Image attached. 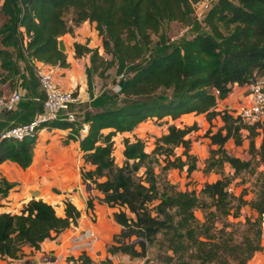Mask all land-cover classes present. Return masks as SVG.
I'll use <instances>...</instances> for the list:
<instances>
[{
  "label": "trees",
  "instance_id": "16d2710c",
  "mask_svg": "<svg viewBox=\"0 0 264 264\" xmlns=\"http://www.w3.org/2000/svg\"><path fill=\"white\" fill-rule=\"evenodd\" d=\"M196 1L200 0H0V11L8 17L0 27V58L8 75L0 80L5 83L19 70L9 47H19L24 36L21 27L30 38L23 48L27 58L66 66L67 54L59 38L74 34L75 27L86 21L96 23L102 49L75 42L76 54H90L89 76L103 77L105 70L115 66L124 75L120 85L124 103L90 113L86 117L89 131L80 140L85 162L93 167L81 169L84 181L101 194L95 197L100 202L118 207L114 218L122 231L114 236L108 251L146 258L148 248L158 245L164 249V264H248L263 249L264 174L250 201L244 200L245 193L237 196L231 190L233 178L225 176L207 181L200 191L180 190L169 183L161 187L156 172L160 162L165 169L185 172L186 177L198 170L190 136L197 123L169 124L150 152L146 151L148 141L137 132L148 120L175 122L185 114H203L209 122L215 118L223 122L205 134L211 141V155L204 174L222 172L229 164L237 176L251 168L254 160L264 161V122H247L219 106L235 83L242 85L264 74V0H215L202 22L194 18ZM69 13L71 18H67ZM192 19L197 32L193 38L183 36L173 47L151 54L153 34H159L164 23ZM44 99L38 102L40 110ZM50 126L76 127L64 120ZM117 133H129L123 140L121 165L112 156ZM260 135L259 144L255 139ZM248 139L252 160L227 149L230 140L241 146ZM36 142L37 136L0 142V165L14 161L23 168L30 166ZM180 148L182 154L177 153ZM3 183L1 197L13 187L4 178ZM88 205L93 206L92 198ZM243 205L257 216L246 220L237 238L227 220L240 217ZM197 210L203 212L204 220L198 218ZM80 216L71 201L65 202V215L60 216L42 199L30 200L20 213L0 212V257L16 260L26 246L40 249L46 239L76 226ZM76 260L94 264L87 254Z\"/></svg>",
  "mask_w": 264,
  "mask_h": 264
},
{
  "label": "crops",
  "instance_id": "0c3cea01",
  "mask_svg": "<svg viewBox=\"0 0 264 264\" xmlns=\"http://www.w3.org/2000/svg\"><path fill=\"white\" fill-rule=\"evenodd\" d=\"M88 24L91 27L89 31H87ZM99 40L101 39L96 29V23L89 21L82 23L75 29L74 34L67 33L60 38V42H63L64 46L66 45L69 49H63L67 54V65L60 66L56 76L61 86L74 89L83 97L88 86L91 56L90 54L78 56L75 53L74 43L80 42L91 48L102 49V41L100 44ZM21 72V74L25 73L29 80L28 72H25L23 68H21ZM23 80L21 79V86L24 99L17 111L0 113V129L29 121L40 110L41 106L38 101H35V98L40 97L43 93L40 85L36 89V92L40 93L34 95L30 92L29 85L23 84ZM241 94V87L236 84L230 95L220 100L219 104L234 108L240 104ZM28 103L31 105L26 108ZM200 116L204 115L185 114L175 122L184 117L198 118ZM164 119L165 122L169 120L168 125L174 123L169 118ZM167 131L168 129L162 132ZM77 133L72 128L61 129L48 126L41 130L37 136L33 161L30 166L23 168L14 161H6L0 165V179L5 178L13 184L7 196H0V203L2 204L0 212L20 213L22 208L32 199H42L52 204L60 216L65 215L66 201H71L81 211L76 226H71L53 238L46 239L41 243V248L38 250L26 246L23 256L16 260L0 257V264H80L76 259L82 254H87L94 264H164L161 261L157 262L148 258H131L122 253L112 255L108 251L114 236L122 231V226L114 218V212L118 210V207H111L107 203L100 202L95 197L101 196V194L92 189V185L89 188L88 182L84 181L81 169L88 170L93 167L85 162L84 152L80 147L81 139L77 138ZM127 134L129 135V133ZM72 136H75L77 140L72 139ZM138 136L140 135L138 134ZM229 143L235 145L233 140L228 141L227 144ZM228 167L231 168V166H226V169ZM199 172L204 175L202 171L197 170L188 179L192 180V177ZM90 198L93 199L92 207L88 205ZM89 229L97 232L99 240L94 242L90 248L84 245L74 246L75 243L86 240L77 242L75 237ZM262 246L263 249L257 251L248 264H264V238L262 239ZM106 260H110L111 263H106Z\"/></svg>",
  "mask_w": 264,
  "mask_h": 264
},
{
  "label": "rangeland",
  "instance_id": "374dc122",
  "mask_svg": "<svg viewBox=\"0 0 264 264\" xmlns=\"http://www.w3.org/2000/svg\"><path fill=\"white\" fill-rule=\"evenodd\" d=\"M214 1L215 0L212 1L211 5H213ZM71 17V13L67 14V18ZM7 19L8 17L0 11V27L7 22ZM78 27H75V29H77ZM185 28H188V31L185 32L184 35H181V38L183 36L187 38H193L194 35H196L197 32L194 29L193 19L188 21L187 23H181L176 21L164 23L160 33L153 34L151 54L156 51H163L167 48L173 47L174 44L179 42L180 37L175 41L171 40L172 37L180 34ZM90 29L91 27L88 24L87 31H89ZM99 38L101 39L100 35ZM99 41L101 44L102 39ZM60 43L63 49L69 50L66 45L64 46L63 42ZM9 49L12 50L14 53V59L19 66V70L16 74H13V77L8 79L5 83H2V81L0 80V95H8L17 87H22L21 79H24L23 84L27 83L29 85V90L32 94L38 95L40 92H36V89L39 87L40 82L37 74V69L33 61L27 58V54L22 47L21 41H19L18 48L11 46L9 47ZM104 55L108 59L111 58L109 55ZM21 68H23L25 72H28L27 75L29 77V80L27 79L25 73L21 74ZM3 74L8 75V70L3 67V60L0 58V77L3 76ZM89 75L90 74L88 72V86L86 87V92L83 95L85 101L77 108L79 121L74 123L76 126L75 130L78 131L82 126L81 122L85 121L86 117L90 113L96 112L102 107H118L124 103V101L121 100L123 96L120 94V88L118 86L119 82L123 80V73H120L118 71V67L115 66L108 70H105L103 77H100L97 74H94L93 76ZM40 97L44 98V94L41 93ZM219 106L224 107L225 105L219 104ZM247 122L252 121L247 120ZM174 123L177 125H181L182 127L185 125H193L194 123H197V130L192 132L190 135L193 140L191 144V151L197 157L198 171L203 172L207 163L206 161L211 155V141L208 137H206L205 134L207 130L211 127L214 131H216L218 127L223 125L222 120L220 118H215L212 122H209L204 115L198 118L184 117L182 120ZM168 126L169 125L167 122H165V119L163 121L150 120L149 122L139 125L137 129L138 134L141 138L148 141V147L146 149L147 152H150L152 150L156 138L161 136L164 130L168 129ZM127 136L128 135H126V137ZM262 137L263 135L256 137L255 142H258L260 144L262 142ZM119 141L121 140H117L118 147L121 146L119 144ZM227 149L232 154L241 157L244 160H250L251 158H253L252 153L250 151V139L245 140L244 144H242L241 146H236L232 143H229L227 144ZM183 151L184 149L180 148L177 150V153L182 154ZM117 154L118 159H121L122 157L120 156L119 152ZM163 166H165L164 162H160V164L156 166V172L158 173V180L161 187L169 183L175 185L180 190L200 191L207 181L217 180L225 176L233 178L231 190H233V192L237 196L241 195L242 193L247 194L244 197V200L247 201H250L256 197L259 188V178L262 174H264V161L259 162L257 160L253 161V165L251 168L242 171L237 176H235L234 170L228 167L227 169L224 168L222 172L212 173L208 176H206V174L203 175L201 172H199V174H195L192 177V180L186 177V173L180 172L172 168L165 169L163 168ZM226 166L230 165L228 164ZM144 170V168L141 169L140 174H143ZM0 185H4L3 178L0 179ZM234 203L235 205H237L238 201L235 200ZM196 215L199 219L204 220V214L201 210H197ZM256 216L257 214L249 206L243 205L241 216L238 218H229L227 222L228 224H231L230 230H232L238 238V236H240L243 230L246 228V220L248 218L255 219ZM163 254L164 249H160V246L158 245H153L148 248L146 258H148L149 260H155L157 262H160L162 260Z\"/></svg>",
  "mask_w": 264,
  "mask_h": 264
},
{
  "label": "built area",
  "instance_id": "2783aa9c",
  "mask_svg": "<svg viewBox=\"0 0 264 264\" xmlns=\"http://www.w3.org/2000/svg\"><path fill=\"white\" fill-rule=\"evenodd\" d=\"M211 0H200L193 2L194 18L203 21L207 13L211 9ZM188 28L171 40L179 39L184 35ZM20 32L24 33L21 41L22 47L25 49L30 40L23 27ZM181 38V37H180ZM36 66L37 74L40 82V87L45 96L43 100L42 109L39 110L33 119L18 125H14L5 129H0V142L4 140L22 141L29 137L38 136L41 130L50 126L55 121L64 120L72 123L79 121L77 108L84 103V99L80 93L74 89H67L61 86L57 81V74L60 70V65H51L42 61L33 60ZM124 78V75H122ZM238 83H235V85ZM121 89L120 84L118 85ZM242 94L239 105L230 108L225 105L232 113L242 117L245 121H261L264 122V74L251 78L248 82L240 85ZM234 87V86H233ZM24 99L22 87H17L8 95H0V113L14 112L18 110L20 103ZM35 101H42L40 97H36ZM235 111V112H234ZM82 126L77 133V138H83L89 131L90 124L88 121L81 122ZM127 133H117L114 137V150L112 156L117 164L121 165L125 159L123 155L124 150V136ZM123 137V138H122ZM120 145L118 147L117 140ZM122 157L118 159V153ZM86 239L85 241H83ZM99 240L97 232L89 229L75 237V241H83L75 243L74 246L84 245L90 248L92 244Z\"/></svg>",
  "mask_w": 264,
  "mask_h": 264
},
{
  "label": "water",
  "instance_id": "95a60500",
  "mask_svg": "<svg viewBox=\"0 0 264 264\" xmlns=\"http://www.w3.org/2000/svg\"><path fill=\"white\" fill-rule=\"evenodd\" d=\"M122 84H123V80H121V82H120V85H122ZM87 185H88L89 188L91 187V183L90 182H88Z\"/></svg>",
  "mask_w": 264,
  "mask_h": 264
}]
</instances>
